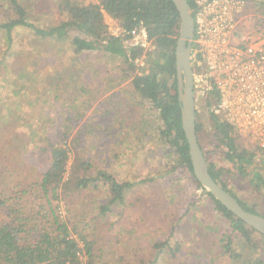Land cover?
<instances>
[{"label": "rangeland", "instance_id": "rangeland-1", "mask_svg": "<svg viewBox=\"0 0 264 264\" xmlns=\"http://www.w3.org/2000/svg\"><path fill=\"white\" fill-rule=\"evenodd\" d=\"M19 1L39 27L64 18L63 0ZM8 3L0 0V23ZM74 35L83 36L72 30L65 41L43 39L19 26L9 41L0 27V224L5 199L28 188L50 163L49 145L69 134L67 141L75 139L70 164L89 161L97 184L76 191L67 181L58 212L92 241L95 264H233L211 223L220 213L189 170L174 167L154 126L155 111L131 89L126 75L135 70L102 50L77 55ZM101 171L132 185L122 201H112ZM230 187L245 201H264L247 180L232 179ZM255 239L260 246L251 257L264 253V236ZM167 240L179 241L180 251L167 249Z\"/></svg>", "mask_w": 264, "mask_h": 264}, {"label": "trees", "instance_id": "trees-1", "mask_svg": "<svg viewBox=\"0 0 264 264\" xmlns=\"http://www.w3.org/2000/svg\"><path fill=\"white\" fill-rule=\"evenodd\" d=\"M4 6H7L3 4ZM64 18L51 28H42L28 19V10L19 0H9L7 18L0 23L7 39L11 41L16 27L31 28L43 39L65 41L72 30L83 34L74 35L71 44L74 53L102 50L124 58L129 70H135L119 37L110 34L106 15L116 19L122 26L133 29L140 23L147 26L149 35L156 43L147 53L149 67L141 75L127 74L131 89L144 100L148 111L156 113L154 126L157 134L169 147L174 158V167H186L192 180L204 189L195 176L189 143L182 126L181 102L178 95L175 49L180 30V14L172 0H63L60 3ZM136 52H134L135 54ZM216 97L212 91L207 97L210 105ZM202 107L196 99V130L201 148L213 178L235 196L242 206L264 216V201L250 203L239 197L230 187L232 179L247 180L250 187L264 197V147L245 142L235 126L217 114L202 115ZM206 122L210 129L206 128ZM147 132V131H145ZM57 144H51L50 163L38 172L28 188H17L3 202L2 211L6 221L0 224V264H95L93 243L86 236L62 220L58 212L61 197L67 185L82 191L96 186L97 178L92 175L89 161L70 164L75 139L69 134ZM204 143V144H203ZM206 146V149L205 147ZM217 153V154H215ZM78 156V155H77ZM69 168L70 173H69ZM88 172V173H87ZM232 175V176H231ZM99 176L108 185L112 201H122L132 187L119 182L114 175L101 171ZM205 190V189H204ZM221 217L213 228L220 233L224 254H229L233 264H264V253L252 256L260 244L255 235L264 234L238 218L213 194L205 192ZM196 205V204H195ZM38 206V208H36ZM73 231L77 236H73ZM163 244L173 254L180 251L178 242ZM161 245V244H160ZM86 257L88 258L86 261Z\"/></svg>", "mask_w": 264, "mask_h": 264}, {"label": "built area", "instance_id": "built-area-1", "mask_svg": "<svg viewBox=\"0 0 264 264\" xmlns=\"http://www.w3.org/2000/svg\"><path fill=\"white\" fill-rule=\"evenodd\" d=\"M188 1L195 97L204 100L202 113L219 115L240 138L264 147V0ZM111 18L106 21L110 34L121 38L134 75L143 74L147 53L156 47L147 26L128 29ZM212 91L216 97L209 105Z\"/></svg>", "mask_w": 264, "mask_h": 264}, {"label": "water", "instance_id": "water-1", "mask_svg": "<svg viewBox=\"0 0 264 264\" xmlns=\"http://www.w3.org/2000/svg\"><path fill=\"white\" fill-rule=\"evenodd\" d=\"M180 14V30L175 49L178 95L181 102L182 126L189 143L194 173L205 191H209L224 206L247 225L264 234V216L246 210L240 201L211 175L196 130V97L191 59L193 18L188 0H172Z\"/></svg>", "mask_w": 264, "mask_h": 264}, {"label": "crops", "instance_id": "crops-1", "mask_svg": "<svg viewBox=\"0 0 264 264\" xmlns=\"http://www.w3.org/2000/svg\"><path fill=\"white\" fill-rule=\"evenodd\" d=\"M90 1H93V0H90ZM108 20H112V18L109 15H106V21Z\"/></svg>", "mask_w": 264, "mask_h": 264}]
</instances>
